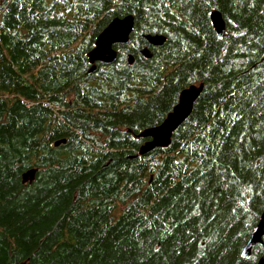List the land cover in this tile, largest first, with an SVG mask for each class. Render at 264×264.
I'll use <instances>...</instances> for the list:
<instances>
[{
    "label": "trees",
    "instance_id": "trees-1",
    "mask_svg": "<svg viewBox=\"0 0 264 264\" xmlns=\"http://www.w3.org/2000/svg\"><path fill=\"white\" fill-rule=\"evenodd\" d=\"M199 83L169 144L139 154ZM263 209L264 0H0V264H256L264 235L241 251Z\"/></svg>",
    "mask_w": 264,
    "mask_h": 264
},
{
    "label": "water",
    "instance_id": "water-1",
    "mask_svg": "<svg viewBox=\"0 0 264 264\" xmlns=\"http://www.w3.org/2000/svg\"><path fill=\"white\" fill-rule=\"evenodd\" d=\"M210 21L213 29L218 37H222L225 29L224 20L221 13L213 9L210 12ZM134 17L131 14L123 17H114L109 23L97 34L94 40V46L87 52V60L90 64L88 72L95 69V62L99 61L105 64L111 63L116 57V50L114 44L126 43L129 35L132 32ZM145 39L149 45H161L165 37L161 34H147ZM141 54L147 58L151 57V51L148 47H144ZM128 62H133V56L128 55ZM202 83L191 84L183 88L178 96L176 104L172 110L169 111L163 121L155 126H151L142 130L137 136L148 137V139L140 146L139 154H144L155 147H165L170 142L172 132L183 122V120L190 114L194 101L197 99L202 90ZM64 143L65 139L56 140L54 145ZM34 169H30L23 174V181L33 178ZM264 235V209L261 212L260 218L242 248L241 254L248 257L251 248L256 244H263ZM256 264H264V256L260 257Z\"/></svg>",
    "mask_w": 264,
    "mask_h": 264
},
{
    "label": "bare ground",
    "instance_id": "bare-ground-1",
    "mask_svg": "<svg viewBox=\"0 0 264 264\" xmlns=\"http://www.w3.org/2000/svg\"><path fill=\"white\" fill-rule=\"evenodd\" d=\"M23 181V180H22Z\"/></svg>",
    "mask_w": 264,
    "mask_h": 264
}]
</instances>
